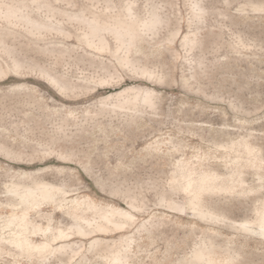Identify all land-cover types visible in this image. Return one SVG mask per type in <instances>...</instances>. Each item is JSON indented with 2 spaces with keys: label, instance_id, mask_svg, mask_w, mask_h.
I'll return each instance as SVG.
<instances>
[{
  "label": "rangeland",
  "instance_id": "374dc122",
  "mask_svg": "<svg viewBox=\"0 0 264 264\" xmlns=\"http://www.w3.org/2000/svg\"><path fill=\"white\" fill-rule=\"evenodd\" d=\"M0 264H264V0H0Z\"/></svg>",
  "mask_w": 264,
  "mask_h": 264
},
{
  "label": "bare ground",
  "instance_id": "6f19581e",
  "mask_svg": "<svg viewBox=\"0 0 264 264\" xmlns=\"http://www.w3.org/2000/svg\"><path fill=\"white\" fill-rule=\"evenodd\" d=\"M204 180V179H203ZM189 184H191L190 182H189ZM188 184V185H189ZM48 186V185H47ZM201 186V185H200ZM203 187V186H202ZM17 191V190H16ZM39 194H41V196L42 197H44V198H54L55 197V193L51 190V189H49V188H47V187H44L42 190H41V192H39L38 193V195ZM38 195H37V192H36V190H27V192H25L24 193V197H25V199H27V201H29V200H35V198L36 197H38ZM37 199V198H36ZM14 220V219H13ZM19 242L21 243V244H27V242L23 239V240H19Z\"/></svg>",
  "mask_w": 264,
  "mask_h": 264
}]
</instances>
